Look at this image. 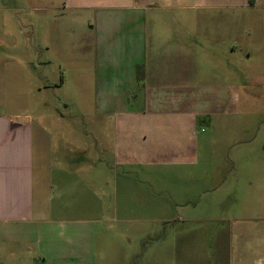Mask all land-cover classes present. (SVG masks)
Instances as JSON below:
<instances>
[{"label": "crops", "instance_id": "1", "mask_svg": "<svg viewBox=\"0 0 264 264\" xmlns=\"http://www.w3.org/2000/svg\"><path fill=\"white\" fill-rule=\"evenodd\" d=\"M66 5L73 13V51L81 44L76 24L85 18L90 30L93 129L52 116L43 102L35 110L0 109V264H94L98 252L92 238L86 251L65 255L41 246L51 242L46 234L38 240L35 258L18 250L33 243L21 231L104 220L105 193L95 188L103 178L97 167L101 148L109 150L108 176L121 167L126 179L130 163L174 162L186 154L178 146L187 148L186 141L193 139L197 117L212 115L202 112L197 100L210 93L228 98L235 114L241 96L236 68L241 67L242 19L264 10V0H66ZM15 15L0 7L5 39L0 48L6 52L0 54V98L14 95L17 87L26 94L35 91L32 78L17 70L35 58L31 44L23 48L25 55L18 54L22 45L12 31ZM45 48L50 46L38 49ZM63 53L54 61L63 62ZM247 53L251 61V46ZM213 70L228 84L210 85ZM59 102L66 105L62 97ZM102 134L107 144L99 141ZM155 144L160 154L153 152ZM135 147L150 148L141 155Z\"/></svg>", "mask_w": 264, "mask_h": 264}, {"label": "rangeland", "instance_id": "2", "mask_svg": "<svg viewBox=\"0 0 264 264\" xmlns=\"http://www.w3.org/2000/svg\"><path fill=\"white\" fill-rule=\"evenodd\" d=\"M0 7L17 13L12 31L22 45L18 54L25 55L23 48L31 44L35 58L33 64L17 68L32 78L34 94L17 87L14 95L0 98V109L35 110L43 102L52 116L86 124L91 131L94 68L86 19L76 24L81 44L75 52L73 13L66 0H0ZM241 26L236 113L229 111L233 102L228 98L210 93V98L197 100L202 112L212 115L197 117L193 139L186 141L187 148L178 146L186 154L174 162L130 163L126 179L121 167L108 176L109 150L101 148L97 167L103 178L95 188L105 193L104 220L75 227H25L21 235L33 243L18 250L38 258V240L48 234L51 242L41 246L65 255L86 251L89 238L94 239V264H264V10L244 15ZM3 33L0 30L4 42ZM44 45L50 48L42 52L38 48ZM59 52H64L63 62L54 61ZM210 79V85L228 84L215 70ZM100 140L106 143L104 134ZM135 148L143 155L150 147ZM157 150L155 144L153 152Z\"/></svg>", "mask_w": 264, "mask_h": 264}, {"label": "trees", "instance_id": "3", "mask_svg": "<svg viewBox=\"0 0 264 264\" xmlns=\"http://www.w3.org/2000/svg\"><path fill=\"white\" fill-rule=\"evenodd\" d=\"M140 73V72H139ZM140 77H141V74L139 75V79H140Z\"/></svg>", "mask_w": 264, "mask_h": 264}]
</instances>
